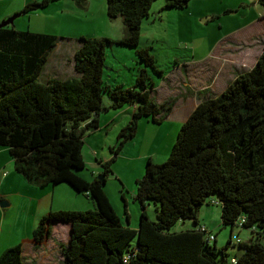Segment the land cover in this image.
I'll return each mask as SVG.
<instances>
[{"label":"trees","instance_id":"1","mask_svg":"<svg viewBox=\"0 0 264 264\" xmlns=\"http://www.w3.org/2000/svg\"><path fill=\"white\" fill-rule=\"evenodd\" d=\"M56 1L30 2L22 14ZM73 1L86 7V0ZM155 1L106 0L108 17L122 19L123 36H81L73 55L76 76L65 79H39L57 36L0 26V146L28 182L40 187L65 183L94 204L86 211H50L40 218L33 239L42 243L53 224L68 223L69 242L61 245L65 264H264V43L253 67L237 73L221 93L199 92L167 160H146L145 173L136 180L135 199L142 207L137 229L125 226L115 213L104 192L105 178L88 182L79 175L85 168V135L98 128L101 112L137 105L117 135L118 154L137 134L140 118L159 124L173 110L175 98L157 102L152 75L162 71L154 55L139 47L142 23ZM190 1L163 0L161 10H181ZM256 1L264 6V0ZM113 45L133 48L142 63L132 87L103 81L106 51ZM105 93L109 107L103 105ZM112 162L102 163L101 176L112 172ZM147 201L154 204V221L145 211ZM206 201L220 204L222 223L231 232L235 225L252 230L249 243L237 240L244 248L239 256L226 252L231 237L217 248L211 244L216 238L210 240L200 227L170 231L180 220L199 223L198 210ZM0 264H23L20 246L4 250Z\"/></svg>","mask_w":264,"mask_h":264},{"label":"rangeland","instance_id":"2","mask_svg":"<svg viewBox=\"0 0 264 264\" xmlns=\"http://www.w3.org/2000/svg\"><path fill=\"white\" fill-rule=\"evenodd\" d=\"M58 1L64 2L61 4V8L56 10L54 19L50 14V10H48L49 8L46 7L21 14V16L14 20L13 25H9L10 27H19L21 31L33 32L35 30L40 32L51 30L55 32L53 35L58 37V45L51 53L48 63L40 74L39 79L42 82H45L48 78H52V76L65 79L66 76L63 73L70 74L72 67L71 63H69L70 53H65V50H63L64 45L69 43L66 45V50L70 52L71 47L77 45V42L73 41H77L81 36L115 38L121 37L123 34L122 19H110L108 17L106 0H89L91 7H88L86 4L85 8L78 7L73 0ZM225 2L232 6L234 12L228 14L222 13V20L218 18L214 20L209 13L199 11L200 5L196 0H191L184 9L164 11H161L163 0L155 1L150 9V18L144 20L142 23V32L146 34L140 38L139 47H141L140 45H144V39H151V32L155 34L154 41L149 43L153 49L151 50V54L156 56L157 65L161 69H164L166 74H169V72L177 67L182 68L192 55L197 58L198 56L208 54L210 49L214 47L213 42L224 38L227 33L264 16V6L255 0H225ZM262 37L263 41L262 38L259 39H261V43H264V32L262 33ZM192 45H194L193 49H191ZM141 64L135 56L133 48L125 46H115L113 50L112 48H108L102 73L103 81L111 86L122 84L124 87H132V82L133 84L135 83V73H137V69ZM178 75L169 80L173 85L178 82V79L182 81ZM193 88L195 89L196 87ZM172 93H177V91L173 89ZM162 95H164L163 92L156 97L162 99ZM109 99V95L105 93L103 97L104 106L109 107ZM126 107L127 105L124 111L130 109V113L133 112L131 108ZM118 111L121 110H112L111 113H117ZM131 114L128 115L130 119L132 118ZM170 121L167 122L165 120L161 124H156L150 121V119L147 121L145 117L143 119L140 118L137 134L134 138L128 140L129 142L125 143L122 150L116 155L114 151H116L119 145V139L114 128L110 126L107 135L99 136L98 146L101 150L99 156L102 158L108 156L115 157L114 162L111 163L113 174L109 173L104 177V192L108 194L107 198L120 220L131 229L138 228L140 213L142 211L139 201L135 199L137 192L136 180L144 175L148 157H151L155 164H161L167 160L171 148L167 147V143L164 141L166 139V130L169 129L171 131L173 124H175V122ZM0 149H5L8 152L6 147L0 146ZM91 149L92 147L87 142H84L82 155L85 168L78 172L79 175L81 174L92 181L91 174L95 167L99 169L94 173L96 177L102 175L104 168L101 164L96 163L97 161L95 162ZM57 187L69 188L70 186L62 183L56 185ZM72 193V195L78 197L77 201L79 203L80 201L85 202L90 207H79L78 205L74 207V204H72L73 200L71 201V198L67 199L63 195L61 202L63 208L61 210L86 211L94 208L90 198H87L84 194H76L75 190ZM211 198L217 200L216 197L212 196ZM80 208L81 210H79ZM145 211L151 220H156L154 204L152 202H145ZM127 215L128 220L126 218ZM197 217L199 223L196 224L190 219L180 220L171 227L170 231L178 232L195 229L204 224L208 228V234L216 238L211 244H214L217 248L225 247L227 240L231 237V244L226 249V252L231 257L235 255L239 256L244 251V248L237 243L238 239L241 244H245L249 243L253 236L251 229L238 225L233 226L231 232V226L222 223L221 206L217 201L216 203L206 201L199 207ZM38 223L39 220L37 221V225ZM135 241L136 237L132 239L131 243L134 244Z\"/></svg>","mask_w":264,"mask_h":264},{"label":"crops","instance_id":"3","mask_svg":"<svg viewBox=\"0 0 264 264\" xmlns=\"http://www.w3.org/2000/svg\"><path fill=\"white\" fill-rule=\"evenodd\" d=\"M32 1L34 0H0V21L10 17L13 13H22L25 5ZM196 1L200 5L199 11L202 13H209L214 20L217 18L222 20V13L228 14L234 12L232 6L225 2V0ZM57 2L48 6V10H50L53 19L56 15V10L61 8V4L64 1ZM87 5L91 7L89 0ZM15 27L20 30L19 27ZM33 32L38 31L33 30ZM263 32L264 16L227 33L224 38L213 42L214 47L210 49L208 54L198 56L197 58L192 55L182 68L177 67L169 72V74H166L164 69H161L160 66L157 65L158 69L162 71V75H152L153 89L157 102L160 103L167 98L176 99L173 110L165 118L167 122L170 120H172L170 122H175L171 131L169 129L166 130V139L164 141L167 143V147L169 146L171 148L180 124L186 120L188 115L198 104V95L200 91L206 90L212 95H218L227 87L237 73L247 71L253 67L262 52L263 43H261V39L259 38H262L263 41ZM38 33L53 34L55 32L43 30ZM145 34L146 33L142 32L141 27L140 38L145 36ZM121 37L110 39L118 40ZM154 39L155 34L151 32V39H144V45H140L141 48H147L151 53L153 49L149 43L153 42ZM254 42H256L255 45H253ZM66 45L63 46V50H65V53H70L69 63H71L72 67L70 74L63 73V75L69 78L76 76L73 55L78 43L76 46L71 47L70 52L66 50ZM115 46L119 45H113L111 47L112 50ZM193 47L194 45L191 46V49H193ZM154 57L156 56L154 55ZM141 66L142 65L139 67ZM183 69L184 72L182 73ZM177 74L180 75H178V77H180L182 81L178 79V82L173 85L169 80ZM157 79L158 81H156ZM131 86H133V82ZM193 87L196 88L194 89ZM173 89H175L177 93H172ZM162 92L164 93L162 99H158L156 96L160 93L162 94ZM125 106L119 108L121 111L117 113H111L112 110H118L111 108L101 112L97 116L98 128L94 131L87 132L85 135L84 142H87L92 147L91 151L93 157L98 164L102 165L103 162L112 159L110 156L106 158L99 156V152H101L98 146L99 136L107 135L110 126L114 128V131L118 135L119 129L123 128L130 120L128 115L132 113V116L137 109V105L135 104L127 105V107L131 108L133 111L130 113V109L124 111ZM147 121H149V118H147ZM149 158L151 159V157H148V159ZM97 170H99L98 167H95L92 171V180L97 178L94 176ZM111 174L113 173L111 172ZM80 176L85 181H91L81 174ZM72 189L71 187L56 188V185L55 187H40L28 182L21 174L14 170L13 160L7 150L0 149V202L4 201L3 206L0 205V255L4 250L18 245L22 251L23 264H65V259L61 253V245H66L69 242L70 225L68 223L59 222L53 224L51 236L39 244L34 241L32 234L40 218L50 211H57L63 208V204L61 203L63 195H65L67 199L71 198L70 200H73L74 203L72 202V204H74V207H76V205L79 207H90L85 202L80 201L79 203V201H77L78 197L72 195ZM105 194L108 197L106 192ZM79 210H81V208ZM201 225L205 226L204 224ZM205 228L208 231L206 226Z\"/></svg>","mask_w":264,"mask_h":264},{"label":"water","instance_id":"4","mask_svg":"<svg viewBox=\"0 0 264 264\" xmlns=\"http://www.w3.org/2000/svg\"><path fill=\"white\" fill-rule=\"evenodd\" d=\"M21 12H19V13H15V14H13L12 16H10V17H7L6 19H4L1 23H0V26H7V25H13V22H14V20L17 18V17H19V16H21ZM97 179L98 180H102V179H104V176H101V175H99V176H97ZM4 201H1L0 202V205L1 206H3V203Z\"/></svg>","mask_w":264,"mask_h":264},{"label":"built area","instance_id":"5","mask_svg":"<svg viewBox=\"0 0 264 264\" xmlns=\"http://www.w3.org/2000/svg\"><path fill=\"white\" fill-rule=\"evenodd\" d=\"M255 1H256V0H255ZM213 203H215V202L213 201ZM200 230L205 231V232L208 233L207 229H206L205 226H203V225H200ZM213 238H214L213 235H209V239H210V240H212Z\"/></svg>","mask_w":264,"mask_h":264}]
</instances>
